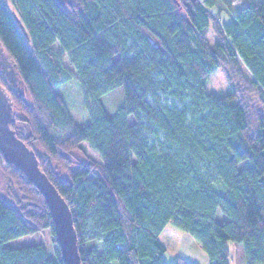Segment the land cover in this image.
I'll list each match as a JSON object with an SVG mask.
<instances>
[{
	"label": "trees",
	"instance_id": "1",
	"mask_svg": "<svg viewBox=\"0 0 264 264\" xmlns=\"http://www.w3.org/2000/svg\"><path fill=\"white\" fill-rule=\"evenodd\" d=\"M11 1L14 11L0 0V43L26 87L20 96L0 74L19 110L11 127L69 203L81 263L167 264L160 236L172 224L211 264H230L233 242L246 264H264V0ZM217 71L230 88L214 95ZM71 81L85 127L58 92ZM120 87L110 115L101 98ZM4 161L0 264H64L57 240L53 258L43 244L7 248L57 234L41 192Z\"/></svg>",
	"mask_w": 264,
	"mask_h": 264
},
{
	"label": "water",
	"instance_id": "2",
	"mask_svg": "<svg viewBox=\"0 0 264 264\" xmlns=\"http://www.w3.org/2000/svg\"><path fill=\"white\" fill-rule=\"evenodd\" d=\"M58 2L62 7H73L76 0H58ZM14 16L21 31L28 39L29 36L23 22L20 21L16 13ZM0 74L5 77L20 96L25 97L26 87L18 72L17 64L7 54L2 43H0ZM15 114L16 106L11 96L0 85V151L2 156L16 169L21 170L43 195L52 214L64 264H82L78 252L77 231L69 203L60 195L54 184L40 168L39 160L34 151L17 136L11 127L15 121Z\"/></svg>",
	"mask_w": 264,
	"mask_h": 264
},
{
	"label": "rangeland",
	"instance_id": "3",
	"mask_svg": "<svg viewBox=\"0 0 264 264\" xmlns=\"http://www.w3.org/2000/svg\"><path fill=\"white\" fill-rule=\"evenodd\" d=\"M6 2L9 6V9L11 11H14L12 1L6 0ZM208 38H209L210 43L214 44L215 36L210 33ZM7 86L9 89L14 90L13 87L8 82H7ZM206 87L208 89V92L214 95L224 94L230 88L225 76H223L221 71H217L215 72V74L211 76ZM58 92L59 94L62 95L65 101V104H67V106L69 107L70 113L73 116L75 124L80 127L87 126V124L90 122V114L87 113V110L85 108L84 93L82 91V86L80 82H76V81L68 82L66 85L59 88ZM101 102L103 103L107 113H109L110 115L117 114V111L121 109V107L125 103L124 102V91L122 87L117 88L111 91L110 94L103 96L101 98ZM16 111L19 113V110L17 108H16ZM82 149L84 150V151L81 150L82 152L80 151L82 155H84L88 159H92L93 161L99 164H102L100 157L97 156V154L93 150L89 149V146H87V144H82ZM81 154L76 153L75 155L76 157L79 158V160L85 159ZM0 163H1L0 164V188H1L2 177H3L2 169H6L7 167V163L6 161L3 160V157L1 154H0ZM243 164H247V163H243ZM162 238L164 241H167V238L165 237H162ZM56 240H57V236L54 235V233H52L50 230L46 229V230L41 231L38 234L21 237L20 239L10 241V243L7 244L8 245L7 248L9 249L10 248H21V247H26V246H31V245H42L43 244L47 248L50 258H53L54 256L53 249L56 247V243H55ZM233 244L237 245L234 242L229 243L230 246Z\"/></svg>",
	"mask_w": 264,
	"mask_h": 264
},
{
	"label": "crops",
	"instance_id": "4",
	"mask_svg": "<svg viewBox=\"0 0 264 264\" xmlns=\"http://www.w3.org/2000/svg\"><path fill=\"white\" fill-rule=\"evenodd\" d=\"M224 20L228 22L229 18L225 17ZM162 237L167 238V241H164ZM160 238L165 249H167L164 256L167 264H174L181 258L190 264H211L202 247L193 237L183 232L180 228L178 229L171 224L161 234ZM228 246L230 248V264H246V256H244L243 250L235 244Z\"/></svg>",
	"mask_w": 264,
	"mask_h": 264
}]
</instances>
